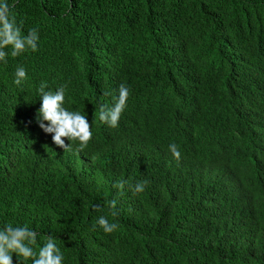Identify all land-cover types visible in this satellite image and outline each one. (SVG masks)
Wrapping results in <instances>:
<instances>
[{
  "label": "trees",
  "instance_id": "1",
  "mask_svg": "<svg viewBox=\"0 0 264 264\" xmlns=\"http://www.w3.org/2000/svg\"><path fill=\"white\" fill-rule=\"evenodd\" d=\"M9 3L36 38L0 61V229L36 253L51 238L62 264H264V0ZM41 83L85 116L86 147L40 127Z\"/></svg>",
  "mask_w": 264,
  "mask_h": 264
},
{
  "label": "clouds",
  "instance_id": "2",
  "mask_svg": "<svg viewBox=\"0 0 264 264\" xmlns=\"http://www.w3.org/2000/svg\"><path fill=\"white\" fill-rule=\"evenodd\" d=\"M36 38V29L30 30V35L24 36L21 27L18 25L15 16L12 13V7L9 0H0V61L6 55L4 49L6 46H11L12 57L21 55L29 49L35 51L33 41ZM27 78V73L24 67L18 66L15 70L14 82L19 85L22 80ZM37 92L41 94L40 108L38 116L48 124L45 127L40 124L46 132L54 133L53 141L57 145H63L64 141L61 137H67L69 140L78 142L81 148L87 146L92 138V130L85 116L80 111L70 110L65 106V88L59 87L55 92L45 91L44 85L41 83ZM129 96V89L121 85L118 89V96H114V106L107 114L100 112L99 119L104 121L107 119L112 127H116L118 120L126 107ZM169 150L173 157L179 159L181 152L175 144H170ZM144 184L136 186L135 192H143ZM105 233H111L117 228L115 222H109L105 216H101L98 220ZM35 244L34 234L26 228H13L8 226L0 229V264H12V254L15 253L20 260H28L36 256L37 258L31 261V264H62L64 254L52 242L51 238L41 248L38 253L33 251L32 245Z\"/></svg>",
  "mask_w": 264,
  "mask_h": 264
}]
</instances>
